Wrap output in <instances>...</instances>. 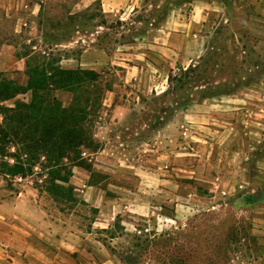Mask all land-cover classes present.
<instances>
[{
  "label": "rangeland",
  "instance_id": "374dc122",
  "mask_svg": "<svg viewBox=\"0 0 264 264\" xmlns=\"http://www.w3.org/2000/svg\"><path fill=\"white\" fill-rule=\"evenodd\" d=\"M197 1L0 0L4 76L25 84L26 49L98 76L78 202L0 175V264H264V0H209L195 43ZM210 102L239 106L242 132L206 150L190 114Z\"/></svg>",
  "mask_w": 264,
  "mask_h": 264
},
{
  "label": "trees",
  "instance_id": "16d2710c",
  "mask_svg": "<svg viewBox=\"0 0 264 264\" xmlns=\"http://www.w3.org/2000/svg\"><path fill=\"white\" fill-rule=\"evenodd\" d=\"M31 53L26 49L20 55L27 58L25 84L0 72V175L36 176L38 190L71 208L78 202L70 183L72 168L90 167L82 152L94 146L86 123L93 110L90 112L92 106L88 108L87 102L98 76L92 70L35 61ZM57 90L72 93L69 104L58 99ZM9 100L12 103L5 105Z\"/></svg>",
  "mask_w": 264,
  "mask_h": 264
},
{
  "label": "crops",
  "instance_id": "0c3cea01",
  "mask_svg": "<svg viewBox=\"0 0 264 264\" xmlns=\"http://www.w3.org/2000/svg\"><path fill=\"white\" fill-rule=\"evenodd\" d=\"M217 1H209V0H203V1H197L196 6H194V9L192 11L194 12L189 18L188 22L186 21L182 26H185V29L182 30H188V34H191L192 40H194L195 43H198V37L200 36L199 33L194 31L192 29V25L199 24L204 20L205 15L203 13H199L200 10H203L207 5L210 6L211 4L216 3ZM199 4V5H198ZM195 7H198L199 10L196 11ZM172 24H178L177 21L173 20ZM171 29H175L176 27H169ZM183 28V27H178L176 29ZM167 34H171V32L168 30ZM176 36H183L186 34H175ZM194 37V38H193ZM156 38V42H159ZM165 42V43H164ZM174 44V43H173ZM172 42L167 43L166 41H161L160 43H156V45H153L156 49L162 51V54L169 56L171 58L175 59H182L184 55L181 53L180 49L176 47L174 44V47L177 48V50L174 49V47H171ZM179 49V51H178ZM196 49H190V52H195ZM175 57H173L174 55ZM162 56V55H161ZM180 62V61H179ZM183 64V63H179ZM152 67L155 69L156 66L151 63L150 64ZM134 71H131V74ZM225 97V95L222 94V97ZM229 96V95H226ZM234 95L231 96L230 100L232 102H235L238 98H232ZM230 97V96H229ZM223 100V99H222ZM236 108H239V106H235L229 103H218L215 104L214 102H210L205 109H201V107L196 108L194 113L190 114V117L193 120V124L190 126L193 128L195 134L194 137L196 139H200L204 142H206V150L207 146L211 148H215V145L217 142H229L231 143L233 139H237L239 137V133L242 132L238 128L237 122H234L233 116L235 113L238 114V112H234L233 110ZM200 111V112H197ZM204 111V112H203ZM232 140V141H231ZM201 146V145H200ZM93 263H95V260L93 259ZM61 264V263H60Z\"/></svg>",
  "mask_w": 264,
  "mask_h": 264
}]
</instances>
